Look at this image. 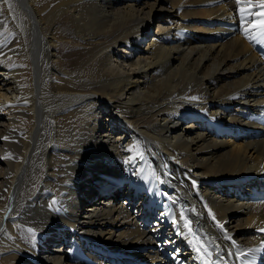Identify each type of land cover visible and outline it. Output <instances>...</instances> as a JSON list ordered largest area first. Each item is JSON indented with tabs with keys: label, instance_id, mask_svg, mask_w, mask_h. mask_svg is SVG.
I'll return each mask as SVG.
<instances>
[{
	"label": "bare ground",
	"instance_id": "1",
	"mask_svg": "<svg viewBox=\"0 0 264 264\" xmlns=\"http://www.w3.org/2000/svg\"><path fill=\"white\" fill-rule=\"evenodd\" d=\"M246 3L0 0V264H264Z\"/></svg>",
	"mask_w": 264,
	"mask_h": 264
},
{
	"label": "snow or ice",
	"instance_id": "2",
	"mask_svg": "<svg viewBox=\"0 0 264 264\" xmlns=\"http://www.w3.org/2000/svg\"><path fill=\"white\" fill-rule=\"evenodd\" d=\"M236 3L238 5H240L241 0H236ZM249 6L259 10L258 15L256 12H251V11L248 13V15L256 17V20L253 22V27H255L257 29V31L259 32V34L261 36H264V0H256V2L254 4L252 3V0H247V3L240 8V14H241V20L242 21L244 19L245 8L249 7ZM260 231H264V229H262ZM256 250L257 249H249L248 251L249 252H255ZM228 255H231V253H229ZM240 255L242 256V255H244V253L240 252ZM245 264H251V262L246 261Z\"/></svg>",
	"mask_w": 264,
	"mask_h": 264
},
{
	"label": "rangeland",
	"instance_id": "3",
	"mask_svg": "<svg viewBox=\"0 0 264 264\" xmlns=\"http://www.w3.org/2000/svg\"><path fill=\"white\" fill-rule=\"evenodd\" d=\"M229 19H230V18H229ZM229 19H228V20H229ZM168 25H169V24L163 23L161 26L164 27L165 29H168ZM158 29H159V25H157V26L155 27V31H158ZM254 130H255V132H257V131H256V128H254V129H249V131H251V132H253ZM255 132H254V133H255ZM254 133H253V134H254ZM126 191H127V190H126ZM96 197H98V194L96 195Z\"/></svg>",
	"mask_w": 264,
	"mask_h": 264
}]
</instances>
